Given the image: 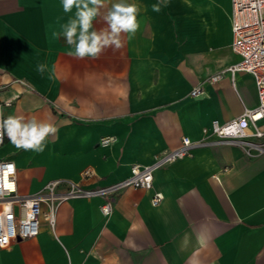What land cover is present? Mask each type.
Here are the masks:
<instances>
[{
	"label": "crops",
	"instance_id": "crops-1",
	"mask_svg": "<svg viewBox=\"0 0 264 264\" xmlns=\"http://www.w3.org/2000/svg\"><path fill=\"white\" fill-rule=\"evenodd\" d=\"M125 2L139 7L134 38L122 34L119 50L77 59L53 35L75 9L65 13L61 0H0V85L26 80L0 89L5 118L35 117L58 129L40 153L5 135L0 157L16 163L20 193L33 194L53 179L114 184L183 136L194 142L191 154L157 167L151 189H121L108 216L98 196L62 203L55 230L42 219L36 237L0 247V264H264V154L250 157L211 133L213 120L259 103L249 73L209 82L240 58L232 1ZM94 27L105 25L98 18ZM200 83L203 92L192 96ZM155 192L164 195L158 205Z\"/></svg>",
	"mask_w": 264,
	"mask_h": 264
},
{
	"label": "built area",
	"instance_id": "built-area-1",
	"mask_svg": "<svg viewBox=\"0 0 264 264\" xmlns=\"http://www.w3.org/2000/svg\"><path fill=\"white\" fill-rule=\"evenodd\" d=\"M232 48L239 60L209 77L212 84L230 73L232 80L238 73L253 76L258 91L259 103L247 108L242 114L226 120L215 119L211 133L218 142L240 144L250 157L264 154V0H231ZM203 92L202 84L195 86L192 96ZM9 101L0 99V112ZM113 138H103V142ZM0 143V147L4 144ZM193 141L183 136L181 145L164 152L150 165L133 164L131 174L114 184L87 188L78 182L66 179L48 181L38 192L22 194L18 188V168L14 160L0 157V247L9 248L14 242L36 237L44 219L55 230L59 206L75 198L101 197V212L108 216L115 208L116 197L123 188L151 189L154 184V171L157 167L191 154ZM164 198L162 192H155L152 204L158 205Z\"/></svg>",
	"mask_w": 264,
	"mask_h": 264
},
{
	"label": "clouds",
	"instance_id": "clouds-1",
	"mask_svg": "<svg viewBox=\"0 0 264 264\" xmlns=\"http://www.w3.org/2000/svg\"><path fill=\"white\" fill-rule=\"evenodd\" d=\"M61 3L65 13H72L73 9L75 11L62 25L61 32L53 35L56 38L62 36L72 48L68 55L77 59H97L106 49L119 50L123 47L122 34L132 39L140 27L138 5L125 0L111 3L110 7L106 0H61ZM152 10L159 12L160 4L152 5ZM98 18L105 27H94ZM45 68L43 64L38 65L37 71L43 73ZM57 131L48 121L14 115L4 118L0 112V143H3L6 135L17 149L43 152L48 138Z\"/></svg>",
	"mask_w": 264,
	"mask_h": 264
},
{
	"label": "rangeland",
	"instance_id": "rangeland-1",
	"mask_svg": "<svg viewBox=\"0 0 264 264\" xmlns=\"http://www.w3.org/2000/svg\"><path fill=\"white\" fill-rule=\"evenodd\" d=\"M17 83H21L22 85H24V83H26V80L24 78H20L18 76H13L12 79L10 80V82L1 84L0 89L4 88V87H11Z\"/></svg>",
	"mask_w": 264,
	"mask_h": 264
}]
</instances>
